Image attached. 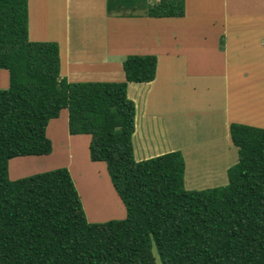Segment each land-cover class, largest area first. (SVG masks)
I'll return each instance as SVG.
<instances>
[{"label":"trees","instance_id":"trees-1","mask_svg":"<svg viewBox=\"0 0 264 264\" xmlns=\"http://www.w3.org/2000/svg\"><path fill=\"white\" fill-rule=\"evenodd\" d=\"M107 11L183 17L186 0H107ZM123 65L125 80L69 81L59 43L29 36V0H0V264H157L154 247L162 264H264V127L232 121L228 183L189 189L181 150L135 158L128 86L154 80L158 56ZM64 108L70 133L91 135L126 217L90 221L68 167L10 178L11 158L53 152L47 128Z\"/></svg>","mask_w":264,"mask_h":264},{"label":"rangeland","instance_id":"rangeland-1","mask_svg":"<svg viewBox=\"0 0 264 264\" xmlns=\"http://www.w3.org/2000/svg\"><path fill=\"white\" fill-rule=\"evenodd\" d=\"M98 1L97 4L102 3V0ZM152 1L143 0V5ZM187 1L189 15H186V20H172L171 17H125L122 14L108 20L109 15L103 14L104 18L93 17L90 22L93 33H96L99 23L100 27L107 24L104 25V32L107 30L112 33L110 39L114 47L116 45L120 49L121 66L128 54L132 53H153L159 60L167 50L171 53L185 52L186 57L175 58L178 61L175 64L185 65L189 69H179V73L174 70L170 88L164 95L155 94V91H158L146 83L132 84L135 86L130 87L129 97L136 98L134 101L137 106V134L133 143L135 141L138 147L135 151L137 160H140L141 156L139 143L147 138L151 139L148 148L151 149L152 156L162 154L177 144L192 148L196 147V143H201L197 146V152L205 157L206 167H198V164L193 162V156L186 155L185 185L189 189H203L228 183L224 167L217 170L219 176L206 174L210 164L207 155L217 159L215 164L228 157V160L235 164L239 158L238 147L232 141L223 144L222 136L219 139L222 145L219 146H211L203 141L211 140L209 131H227L230 117L233 118L232 121L264 127V108L261 111L262 116H257L254 111V107L259 106L256 102L264 101V54L262 57L258 56V53H264V0H230V12L225 16L218 10H223V7H220L223 0ZM105 4L104 0V7ZM142 8L135 12L145 10ZM74 11L73 9L71 13L72 34H76L79 27ZM224 49L227 52L223 54L220 51ZM163 69L164 67L161 68L162 73ZM207 73L218 74L219 77L209 76ZM122 75L114 81L125 80ZM8 85L9 81H0L1 88ZM135 87L141 89V97L136 95ZM145 95L150 100L147 103L150 110L158 109L159 113L167 114L168 131H163L157 122L155 130H150L145 125L147 121L144 123V120H141ZM239 109L244 115L236 120L234 115ZM229 111L231 116H226L230 114ZM47 133L53 141V152L49 155L11 158L10 178L16 179L58 167H68L90 221L103 222L126 217V206L113 186L106 163L92 161L90 158L91 135L70 133L68 108L62 109L59 117L50 120ZM225 146L226 149L222 150ZM223 152H226V157ZM207 180L213 183H205ZM154 252L157 264H162L155 247Z\"/></svg>","mask_w":264,"mask_h":264},{"label":"crops","instance_id":"crops-1","mask_svg":"<svg viewBox=\"0 0 264 264\" xmlns=\"http://www.w3.org/2000/svg\"><path fill=\"white\" fill-rule=\"evenodd\" d=\"M98 0H29V36L32 40H54L57 41L60 45V54L62 60V76L66 77L69 81H114L116 77L125 76V71L123 65L121 66L120 63V49L115 45L112 44L110 36L112 33L106 30L104 32V24L100 27V23L98 24V28L96 33H93L91 30V22L90 19L93 17L104 18L102 15L105 14L106 16L109 15L107 11V0L105 7H104V0H102L100 4H97ZM99 2V1H98ZM230 5V0H223L220 7H223V10H219L220 13H223L224 16L227 12H230L228 9ZM189 1L186 0V14L183 17H171L172 20L184 19L186 20V15H189ZM73 9L75 10V19H78L79 27L76 34L71 33L72 29V15ZM264 10V7H262ZM216 10V9H215ZM228 10V11H227ZM114 16L109 15V19L111 20ZM144 17V16H140ZM225 21V17H224ZM109 24V23H108ZM109 28V25H108ZM163 52L164 55L159 58L158 60V72L156 74L154 80L151 82H147L148 86H152L158 91H155V94L164 95L170 88L169 83L171 80V76L174 73V70L181 69V71H185V69H189V67L185 65L175 64L178 62L175 58H182L186 57L185 52H177L171 53ZM258 51V50H257ZM260 51V50H259ZM221 53L227 52L225 49L224 51H220ZM264 53H258V56L263 55ZM166 55V56H165ZM163 62V63H162ZM123 63V62H122ZM174 66H177L174 68ZM123 67V72L121 73V69ZM163 73L161 68H163ZM182 67V68H181ZM209 76H217L218 74H209ZM126 78V76L124 77ZM212 79V78H211ZM9 81V72L7 69L0 68V81ZM124 80V79H123ZM121 81V80H120ZM214 82V81H213ZM145 83V82H142ZM198 83V82H197ZM132 84H139L136 82H130L128 86V94L130 95V87L135 86ZM191 86V85H189ZM136 95L142 96L141 89L139 87H135ZM229 97V95H228ZM144 104L141 111V120H144V123H147L148 128L155 130V122L157 125H160L163 128V131H168V121H166L167 114L166 113H159L158 109L150 110L147 106L149 98L145 95L144 97ZM136 101V98H134ZM150 101V100H149ZM256 103L259 104L258 107H254V111L257 112V116H262L261 111L264 108V101L258 100ZM262 108V110H260ZM165 112V111H164ZM229 115L231 116V112L229 111ZM150 114V115H149ZM136 115H137V106H136ZM244 115L242 110L236 111L234 115V119H238L240 116ZM160 117V119H158ZM233 117V116H232ZM157 118V119H156ZM232 119L228 120V129L227 131H209L212 138L211 140H203L206 141L211 146H219L221 142L219 141L220 137L223 138V144L229 143L231 141L230 137V123ZM227 121V117L225 118ZM143 123V122H142ZM136 125H137V117H136ZM156 125V127H157ZM256 125V124H255ZM146 127V129H147ZM158 128V127H157ZM159 129V128H158ZM160 130V129H159ZM137 134V127L135 129V133L133 135V139L135 140V136ZM150 134V132H148ZM213 134V135H212ZM223 134V135H220ZM151 136V135H150ZM171 137V136H170ZM144 138H146L144 136ZM210 139V138H207ZM147 140V141H146ZM151 139L147 138L144 139L142 142L140 141V151H141V159H145L151 157L152 151L148 146L151 145ZM149 144V145H147ZM135 145V141H134ZM195 146L192 148L188 146H181L176 145L172 146L173 148H169L166 150H181L185 156L189 154L193 156V162L198 164V167L204 168L206 164L204 161L205 157L199 155L200 153L197 152L201 143H196ZM222 145V144H221ZM210 146V147H211ZM176 147V148H175ZM209 147V148H210ZM237 147V146H236ZM135 151L138 147L135 145ZM226 146L222 148L225 150ZM213 152V151H211ZM165 153V152H163ZM223 156L226 157V152H223ZM228 154V153H227ZM207 161H210L208 165V170L206 174L219 176L217 170H222L220 167H224V173L227 175V169L232 166L233 162L228 157L224 159H220L218 164H215L216 158H210L208 155ZM239 160V158H238ZM237 160V161H238ZM199 162V163H198ZM189 169V166L187 165ZM215 168V169H214ZM217 172V173H216ZM223 173V174H224ZM209 175V176H210ZM224 176V175H223ZM205 183H213L212 181H206Z\"/></svg>","mask_w":264,"mask_h":264}]
</instances>
